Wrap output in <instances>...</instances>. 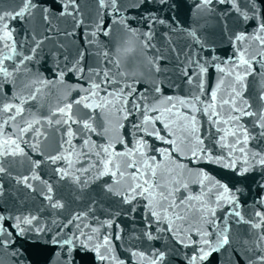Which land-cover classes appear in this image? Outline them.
I'll use <instances>...</instances> for the list:
<instances>
[{"label":"snow or ice","instance_id":"6c2138e0","mask_svg":"<svg viewBox=\"0 0 264 264\" xmlns=\"http://www.w3.org/2000/svg\"><path fill=\"white\" fill-rule=\"evenodd\" d=\"M176 7L0 0V264H25L26 245L50 264H264V195L249 206L237 186L258 173L264 192V0H193L187 25ZM177 79L184 96L165 91ZM6 177L38 206L9 205Z\"/></svg>","mask_w":264,"mask_h":264},{"label":"water","instance_id":"95a60500","mask_svg":"<svg viewBox=\"0 0 264 264\" xmlns=\"http://www.w3.org/2000/svg\"><path fill=\"white\" fill-rule=\"evenodd\" d=\"M170 2H173V0H170ZM177 7L174 10V15L176 20L180 22L181 25H187V23L192 18V4L193 0H174ZM151 7V6H150ZM132 15H135V11L131 13ZM169 9L167 7H164L160 12L159 15L163 17H167L169 15ZM214 18L209 17L207 19V29H209L212 21ZM54 24H57L60 28L70 27V21H66L65 19H60L58 21H53ZM133 23H135L133 21ZM203 24L204 21H201ZM34 24H39V19L37 18L36 21H34ZM28 27H31L32 25H27ZM159 27V26H158ZM161 30H164L161 27ZM21 31L20 27L17 26V32L19 33ZM74 40H79V31L77 33L76 37H73ZM174 39H179V37H174ZM182 42V41H181ZM82 43V41H81ZM42 71H44L46 68L52 67L51 62L49 61L47 64L44 63V61H41L39 65H37ZM170 71L169 75H172L171 73V65L169 66ZM45 76H49L51 78V74L47 71H44ZM67 79L71 80V76H69ZM177 83L180 84L179 88H171L167 86L165 91L169 94L178 95L179 91L182 87V84L179 79L176 80ZM49 144H54V138L50 137ZM23 146V145H22ZM26 151H29V154L32 155L35 158V153H32L29 149L26 148ZM11 159V158H9ZM17 159H20L19 157ZM24 169L19 167L18 165L13 166V175L16 174L17 171H23ZM41 175H44L42 172ZM4 186H5V193H4V200H7L9 205H11L13 202H16L19 205L20 200H24L26 203L23 206L26 207H35L38 206V202L32 201L30 198L25 196V192L15 185L14 181L10 180L9 178H5L3 180ZM35 195V194H33ZM39 198H37V201ZM123 219V218H120ZM124 223H127L126 220H124ZM123 226V224H122ZM27 248V251L25 252V264H50V258L54 256V249L52 247H46V248H40V247H32L29 245L25 246ZM89 260H91V256H89ZM6 264H10V261L5 258Z\"/></svg>","mask_w":264,"mask_h":264}]
</instances>
